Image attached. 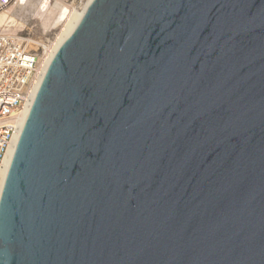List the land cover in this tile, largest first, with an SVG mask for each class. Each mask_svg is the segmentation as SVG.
<instances>
[{"label":"water","instance_id":"1","mask_svg":"<svg viewBox=\"0 0 264 264\" xmlns=\"http://www.w3.org/2000/svg\"><path fill=\"white\" fill-rule=\"evenodd\" d=\"M0 264H264V0H92L19 137Z\"/></svg>","mask_w":264,"mask_h":264},{"label":"bare ground","instance_id":"2","mask_svg":"<svg viewBox=\"0 0 264 264\" xmlns=\"http://www.w3.org/2000/svg\"><path fill=\"white\" fill-rule=\"evenodd\" d=\"M91 1L92 0H82L81 5L77 7L74 4L69 6L63 0H16L13 5L0 8V34L3 36H19L22 30L29 25V19L33 18L32 16L40 20L44 32L49 29L51 30L55 26H60L58 36L50 41L49 44L42 38L28 40L31 47L36 49L43 45L45 51L38 61L39 66L36 81L33 85L30 98L25 105L23 120L20 123L19 131L14 136L5 157V168L0 181V198L23 126L47 69L61 44L74 31L82 19ZM30 15L32 16L30 17Z\"/></svg>","mask_w":264,"mask_h":264},{"label":"built area","instance_id":"3","mask_svg":"<svg viewBox=\"0 0 264 264\" xmlns=\"http://www.w3.org/2000/svg\"><path fill=\"white\" fill-rule=\"evenodd\" d=\"M15 1L0 0V8L9 7ZM19 36L0 34V181L8 148L19 131L36 81L39 58L45 51L43 45L36 49L30 46L28 40L36 39L32 35L21 33ZM44 40L48 44L52 41L51 38Z\"/></svg>","mask_w":264,"mask_h":264},{"label":"rangeland","instance_id":"4","mask_svg":"<svg viewBox=\"0 0 264 264\" xmlns=\"http://www.w3.org/2000/svg\"><path fill=\"white\" fill-rule=\"evenodd\" d=\"M67 5H76L77 7H79L82 3V0H63ZM29 15V14H27ZM32 15H30L31 17ZM33 18L29 19V25L27 26V28H25L24 30H22L21 33L23 34H30L32 35L34 38H51L52 40L58 36V31L60 29V26H55L53 27L51 30H47L46 32H44L42 26H41V22L38 18H36L35 16H32ZM41 23V24H40Z\"/></svg>","mask_w":264,"mask_h":264}]
</instances>
